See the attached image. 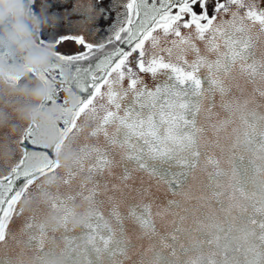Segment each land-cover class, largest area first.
Instances as JSON below:
<instances>
[{"label":"snow or ice","instance_id":"6c2138e0","mask_svg":"<svg viewBox=\"0 0 264 264\" xmlns=\"http://www.w3.org/2000/svg\"><path fill=\"white\" fill-rule=\"evenodd\" d=\"M32 10L50 21L42 40L88 68L82 111L90 138H103L86 146L89 264H264V0H34ZM244 153L255 159L237 178ZM162 190L173 197L163 210ZM117 193L140 202L121 212ZM10 215L0 209V237Z\"/></svg>","mask_w":264,"mask_h":264},{"label":"water","instance_id":"95a60500","mask_svg":"<svg viewBox=\"0 0 264 264\" xmlns=\"http://www.w3.org/2000/svg\"><path fill=\"white\" fill-rule=\"evenodd\" d=\"M37 90L45 92V84L38 77L25 76L15 84L0 77V179L8 178L24 161L26 149L23 145L25 134L32 127L31 114L42 102L33 98ZM92 124L90 113L82 111L60 142L55 165L22 189L0 240V264H89L90 257L94 259L86 229L94 214L93 202L88 198L92 188L88 168L95 161L89 158L91 149L86 146L99 144L102 147L103 138L99 141L90 138ZM214 154L220 156L225 170H232V164L222 154L218 151ZM254 159L251 153H244L243 160L236 159L237 178L243 167L251 166ZM211 170L209 166L208 171ZM115 172L119 175L120 170ZM197 176L196 194L200 195L202 184L208 183L207 172H198ZM222 183L227 186L235 181L228 176ZM227 191L232 194L231 188ZM111 195L113 193L108 192L100 196L105 201V213L111 208L108 202ZM116 195L120 211L124 213L130 205L140 202L139 197L133 200ZM158 195L163 210L167 207V199L173 197L163 190ZM236 195L239 198L238 190ZM172 219L170 215L163 221L157 217L158 229L163 231L162 223L167 224ZM129 235L135 241L139 231ZM143 243L147 247L148 241Z\"/></svg>","mask_w":264,"mask_h":264},{"label":"flooded vegetation","instance_id":"af4514ba","mask_svg":"<svg viewBox=\"0 0 264 264\" xmlns=\"http://www.w3.org/2000/svg\"><path fill=\"white\" fill-rule=\"evenodd\" d=\"M33 3L34 0L31 3V15L38 27H29L36 50L51 55V63L47 69L39 72L27 71L22 56L13 54L15 48L10 49L6 44H0V66L5 72L24 71L22 78L38 77L45 84L46 94V99L31 114L32 127L27 130L23 145L26 149L24 161L8 178L0 179V209L7 210L11 205V212L22 189L32 179L48 172L55 165L59 144L71 130L74 120L81 115L88 96L85 90L88 82L87 65H75L61 59L55 48L42 40V33L49 30L50 21L42 13L36 15L33 12ZM60 51L64 52L65 49L61 48ZM1 78L14 84L20 80H14L11 76ZM45 140L50 143L48 147H45ZM46 157L49 158L48 161Z\"/></svg>","mask_w":264,"mask_h":264},{"label":"clouds","instance_id":"9594fccd","mask_svg":"<svg viewBox=\"0 0 264 264\" xmlns=\"http://www.w3.org/2000/svg\"><path fill=\"white\" fill-rule=\"evenodd\" d=\"M31 3L32 0H0V44H6L10 49L14 47L13 54L22 56L27 71L39 72L50 65L51 55L36 50L29 27H38L31 15ZM24 75V71L6 73L0 66V77L11 76L12 79L19 80ZM33 98L43 101L46 94L43 90H37L33 93Z\"/></svg>","mask_w":264,"mask_h":264},{"label":"rangeland","instance_id":"374dc122","mask_svg":"<svg viewBox=\"0 0 264 264\" xmlns=\"http://www.w3.org/2000/svg\"><path fill=\"white\" fill-rule=\"evenodd\" d=\"M50 145V143L48 142V141H46L45 140V147H48ZM47 158V161L49 160V158L48 157H46Z\"/></svg>","mask_w":264,"mask_h":264}]
</instances>
